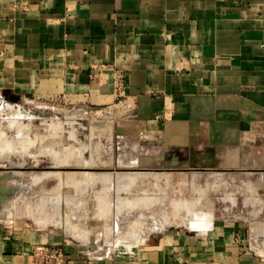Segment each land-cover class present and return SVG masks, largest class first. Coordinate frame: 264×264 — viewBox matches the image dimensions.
<instances>
[{
    "label": "crops",
    "instance_id": "obj_1",
    "mask_svg": "<svg viewBox=\"0 0 264 264\" xmlns=\"http://www.w3.org/2000/svg\"><path fill=\"white\" fill-rule=\"evenodd\" d=\"M117 73L162 148L155 164L219 188L213 220L109 257L54 232L0 228V264H34L35 244L62 246L69 264H264V0H0L1 95L105 100Z\"/></svg>",
    "mask_w": 264,
    "mask_h": 264
},
{
    "label": "rangeland",
    "instance_id": "obj_2",
    "mask_svg": "<svg viewBox=\"0 0 264 264\" xmlns=\"http://www.w3.org/2000/svg\"><path fill=\"white\" fill-rule=\"evenodd\" d=\"M95 77L96 76L91 77V79ZM91 100L88 96H72L67 94L26 95L21 97L12 94H0V131H3L1 142H14L16 146L25 144L23 146L28 147L27 153L25 154L23 152L14 154L6 147L5 150H3L10 155L9 158H11L13 165L6 163V166L0 167V175L2 172H6L3 171L5 169L9 172L14 171L21 173L17 176H11L8 180H0L1 184L12 188L7 193L9 200L0 214V228L15 232L24 230L26 234L47 233L50 235L54 232L62 236L63 239L68 240L71 244L80 246L81 250L87 251L92 255L98 256L97 253L106 250L103 252L104 254L102 253L99 257H109L132 253L136 248L134 244L127 242L129 240H125L118 244L116 239L120 234L126 233L131 227L141 226V228L145 229V234L141 236L139 232L134 230L130 237H135V239H137L138 236H141L140 241L148 242L160 237V233L164 229H189L195 228L200 224L204 226L209 224L211 220H213V218L209 217V210L211 205H214L213 201L210 200L215 198V194L219 192V188H214V195H210V191H205L204 188L206 189V187L204 184L203 186L201 184V182H205L204 179L202 180V177H198L194 181L189 177V174L194 172V170H180L176 169L177 167H174L175 170H173L169 168L168 170L171 172L169 183L167 184L160 180L158 182V187H154L156 182L154 179L151 181L150 177H142V180H136L137 184L135 182L136 185L134 184V186L131 187L130 192L122 191L119 185L116 184L117 182L114 177H111L109 182L97 181L93 186L87 187L84 193L76 197L73 202L66 200L65 191H68V189L62 186L61 180L59 181L56 176H45L42 180L38 181L31 177L35 173L45 174L48 170L75 173L76 175H79L81 172L90 171L111 173L113 176L115 172H147L140 169L160 168V166L155 164V161L158 158L159 149L162 148L159 143H156L157 140H153L152 136L145 132L142 126L136 123L135 115L131 112L130 103L125 100L124 90L122 95L117 94L116 97L107 98L105 100L93 98L92 102ZM98 111L100 113H98ZM21 113L25 116L20 118V121L30 126L27 131L26 129L17 130L8 125V120L12 118V115ZM116 114L118 115L115 116ZM128 120L131 122V127H128ZM119 121L125 129L119 124ZM51 123L56 124V126L57 123L59 124L57 126V131L50 127ZM91 126L93 127L92 129H90ZM53 132L56 135L58 134L57 137ZM34 134H38L43 138V140H41L43 144L38 140V142H34L35 144L32 143V146L31 142L34 140ZM53 134L54 137L51 138ZM46 135L47 138L45 137ZM53 139L57 141L55 142ZM21 141L23 142L21 143ZM37 144L39 146L38 148L36 147ZM56 152L62 155L69 153L74 155V157L80 153V158L83 161L92 160L94 163L100 164L99 166L96 163L97 166L93 164H91L92 166L80 165V167L72 159H69L71 160V162L69 161L70 166L68 163L65 165L62 163L58 164L54 156ZM144 158H147V160ZM137 159L139 160V166H119V161L127 163L130 160ZM160 160L161 162H168L169 155L165 154L164 158L163 156L160 157ZM17 163H22V166H17L19 165ZM165 165L170 166L168 164ZM155 171L160 172V170L157 169ZM203 177L209 180L207 175H203ZM191 183H194L196 186L198 184L199 190L197 192L194 193L192 191V186H190ZM58 187L61 188L59 189ZM106 189L108 190L106 191ZM202 189L204 190L203 193H201ZM100 190L105 191L103 192L104 194L110 195L109 198L113 204H111L110 215L107 217L106 214L105 218H98L96 216L97 209H99L98 205L100 206L103 200L100 199L98 201L97 197L94 198L96 196L94 193H98L97 191ZM161 190L163 193L162 195H160ZM60 192L61 194H59ZM146 195H149V197H162L163 203L153 200L151 205L147 204V206L144 207L142 206V201L139 207L133 208L132 210H130V207L123 208L122 211H119L116 215L117 206L119 205L116 200L117 196L134 200L137 196L144 198ZM42 198L46 200L43 208L44 214H55L54 211H56L57 215L55 217L46 219L44 218V214L40 217L38 215L32 216L25 213L24 210L27 206L30 205L31 208H36V206L42 202ZM172 199H185L187 201L198 199L199 203H197L194 208L196 216L187 221H176V219L170 224H164L165 221L162 219L161 212L164 210L167 215L172 213L170 205ZM221 203L219 204L222 205ZM215 204L217 203L215 202ZM69 211H73V213H71V219L74 222L81 223V226H94V224L99 222L101 228H103V224H105V228H103L105 229V234L103 235L105 237L106 247H103L100 245L101 243L98 242H95V244L84 243L79 237L75 236L70 229V225L64 221L67 217L66 213ZM203 215L205 217H201ZM159 219H161L163 226H159L161 225L158 221ZM63 223H66L68 227ZM35 245L62 247L56 244ZM115 247L116 249L122 248V250L115 251Z\"/></svg>",
    "mask_w": 264,
    "mask_h": 264
},
{
    "label": "bare ground",
    "instance_id": "obj_3",
    "mask_svg": "<svg viewBox=\"0 0 264 264\" xmlns=\"http://www.w3.org/2000/svg\"><path fill=\"white\" fill-rule=\"evenodd\" d=\"M110 109V108H109ZM113 110V109H112ZM126 110V109H124ZM109 112V111H108ZM98 113H100L98 111ZM117 113V112H116ZM123 113V111H122ZM121 114V112H120ZM119 114V115H120ZM118 114H116L115 116H117ZM25 115H23L22 113L21 114H18V115H12V118L8 120V125L10 127H13V128H16L17 130H20V129H26V131L30 128L29 125H25L22 121H20V118L24 117ZM119 118V117H118ZM107 120V119H106ZM111 120V119H110ZM118 120V119H117ZM123 120V119H122ZM113 121V120H112ZM125 121V120H124ZM118 122V121H117ZM129 122V120H128ZM127 122V123H128ZM124 123V122H123ZM126 123V121H125ZM130 123L129 122V125L128 127L130 126ZM119 124L122 125V123L119 121ZM59 124L57 123V126ZM120 125V126H121ZM126 125V124H125ZM57 126L56 124L54 123H51L50 124V127L53 128L55 131H57ZM123 126V125H122ZM127 126V125H126ZM133 126V125H132ZM113 127V126H112ZM124 127V126H123ZM131 127V126H130ZM93 127L91 126L90 129H92ZM95 129V128H94ZM93 129V130H94ZM125 129V127L123 128ZM127 129V128H126ZM54 131V132H55ZM101 131V130H100ZM3 131H0V167H4L6 166V163L7 164H10V165H13V162L11 161V158L10 155L8 153H6L5 151V147L9 150V151H12L14 154H17L18 152H23L24 154L27 153V149L28 147L27 146H23L25 144H19L18 146H16L14 144V142H1V135L3 134L2 133ZM53 132V133H54ZM92 132V131H91ZM111 132V131H109ZM55 134V133H54ZM54 134L52 137H54ZM103 134V133H102ZM56 135V134H55ZM58 135V134H57ZM56 135V137H57ZM92 135V134H91ZM99 136V135H98ZM47 138V135L45 136ZM44 137V138H45ZM146 137V136H144ZM38 140H43L42 137H40L38 134H34V140H32L31 144L34 143V142H38ZM46 140V139H45ZM44 140V141H45ZM55 141V139H53ZM51 140V141H53ZM57 141V140H56ZM55 141V142H56ZM23 141H21L22 143ZM46 142V141H45ZM41 143L43 144V141H41ZM35 144V143H34ZM40 144V143H38ZM37 144V148L39 147ZM42 144H40L41 146H43ZM33 146V144H32ZM70 148V147H69ZM71 150V149H70ZM72 151V150H71ZM70 151V152H71ZM23 154V155H24ZM54 156H55V160L57 161V163H62V164H69V161L71 162V160L69 159H72L74 160V162L80 166V165H88L90 166L91 164L93 165H96L100 163H94V161L90 160V161H83L81 158H80V153L77 154L75 157L74 155L72 154H65V155H62L60 153H54ZM60 156V157H58ZM145 160H147V158H144ZM76 160V161H75ZM4 163V164H3ZM19 165L17 166H22V163H17ZM72 164V163H71ZM103 164V163H102ZM139 164V160H130L128 161L127 163H124L123 161H119V166L121 167H132V166H135V165H138ZM15 165V164H14ZM73 165V164H72ZM71 165V166H72ZM123 165V166H122ZM67 166V165H66ZM66 166H63V167H66ZM70 166V164H69ZM92 166V165H91ZM97 166V165H96ZM74 167V166H73ZM76 167V165H75ZM81 167V166H80ZM5 169V168H4ZM3 171H6V172H2V174L0 175V180H3V179H7L10 178L11 176H17L18 174H20L21 172H14V171H11L9 172L7 169L3 170ZM78 172V171H76ZM115 175H111V173H99V172H81L79 175H76L75 173H63V172H55V171H50L48 170L45 174H33V176H31L34 180L38 181V180H42L43 177L45 176H56L60 182H62V186H65L68 191H65V198L67 201H70V202H73V200L76 198V197H79L82 193H84V191L87 189V187H91L93 186L97 181H103V182H109V180L111 179V177H114V179L116 180V184L119 185V188L124 192L127 191V192H130L131 190V187L134 186L136 180L140 179L142 180L141 178H148L150 177L151 178V181L152 179H154L156 182H155V186L154 187H158L159 184L158 182L160 180H164L165 183L168 184V182L170 181V173L167 172L165 173V171H160V172H157V171H147V172H138V171H125V172H115L114 173ZM198 176V173L196 172H191L189 174V177H191V179H193L194 177ZM120 178V179H119ZM139 181V180H138ZM148 181V180H147ZM141 182V181H140ZM143 183V182H142ZM137 184V182H136ZM135 184V185H136ZM141 184V183H139ZM59 188V187H58ZM61 188V187H60ZM59 188V189H60ZM64 188V187H63ZM65 188V189H66ZM12 188L10 186H5L4 184H1L0 183V214L2 213L3 211V208L4 206L6 205L7 201L9 200V197H7V193L8 191H10ZM108 189H106L107 191ZM119 190V189H118ZM156 190V189H155ZM194 190L198 191L199 188H198V184L197 186L194 185ZM98 193H94V195H96L94 198L97 197L98 201L101 199L103 200L100 204V206L98 205L99 209H97V217L98 218H105L106 217V214H107V217L110 215L111 213V204H112V201L110 200V195L109 194H104L103 190H100V191H97ZM145 192V191H144ZM89 193V192H88ZM92 193V192H91ZM147 193V192H146ZM61 194V192L59 193ZM93 194V193H92ZM163 193H160V195H162ZM136 196V195H135ZM134 196V197H135ZM130 197V196H129ZM198 198V197H196ZM120 199V200H119ZM116 200L118 201L119 205L117 206V212H116V215L119 213V211H122L123 208H129L131 207L132 209L133 208H137L140 206V203L143 201L142 204H146V203H150L152 202L153 200H158V201H161L162 198L161 197H149V195H146V197H139L137 196L136 198L133 199H128V198H120V196H117L116 197ZM96 201V200H95ZM46 200H44V198H42V202L39 203L36 208H31L30 205L27 206L25 208V213L28 214V215H32V216H42L44 214V204H45ZM197 203V199H194L193 201H183V202H180V201H177L176 199L174 201L171 202V205H172V218H167L166 216L164 217V220L165 221H172L173 220H183V221H186V216H182L180 215V212L185 210L186 213H189V215H187L188 217L189 216H194V210L192 209L194 206H195V203ZM113 205V204H112ZM34 207V206H33ZM97 207V208H98ZM113 209V208H112ZM55 214H47L45 213L44 214V218L46 219H49V218H52V217H55L57 214H56V211H54ZM71 213H73V211H69L66 213V218L64 221H66L69 225H70V229L72 230L73 234L77 237H79L84 243H87V244H95V242H98V243H101L103 247H106V244H105V237L103 234H105V224H103V228H101L99 222H97L96 224H94V226H89V227H85V226H81V223H77V222H74L72 219H71ZM96 213V212H95ZM187 217V219H188ZM160 224H162V221L161 219L158 220ZM64 224V223H63ZM64 225H66V227H68V225L65 223ZM97 225V226H95ZM65 228V227H64ZM99 228V229H98ZM136 230L137 232L140 233V235H144L145 234V229L141 228V226H136V227H131L127 230L126 233L124 234H120L116 239H117V242L118 244L124 242L125 240H129L127 242H130V243H134L136 244L141 236H138L137 239H135V237H130L132 231ZM135 231V232H136ZM134 233V232H133ZM72 234V235H73ZM135 234V233H134ZM133 234V235H134ZM263 241V240H262ZM116 242V243H117ZM115 243V244H116ZM264 244V243H263ZM121 247V246H120ZM105 249V248H104ZM101 250V249H100ZM115 251H121L122 248H118L114 249ZM106 251V250H105ZM103 251V252H105ZM103 252H99L97 253V255H102ZM104 254V253H103ZM34 261V260H33Z\"/></svg>",
    "mask_w": 264,
    "mask_h": 264
},
{
    "label": "built area",
    "instance_id": "obj_4",
    "mask_svg": "<svg viewBox=\"0 0 264 264\" xmlns=\"http://www.w3.org/2000/svg\"><path fill=\"white\" fill-rule=\"evenodd\" d=\"M95 72L90 77H94ZM114 91L116 94H123L124 77L122 73H117L113 77ZM34 264H69L67 252L62 247L35 245L32 248Z\"/></svg>",
    "mask_w": 264,
    "mask_h": 264
},
{
    "label": "water",
    "instance_id": "obj_5",
    "mask_svg": "<svg viewBox=\"0 0 264 264\" xmlns=\"http://www.w3.org/2000/svg\"><path fill=\"white\" fill-rule=\"evenodd\" d=\"M156 169H157V170H160V171H169L168 169L163 168V167H160V168H154V169L142 168V169H140V170H142V171H155Z\"/></svg>",
    "mask_w": 264,
    "mask_h": 264
}]
</instances>
